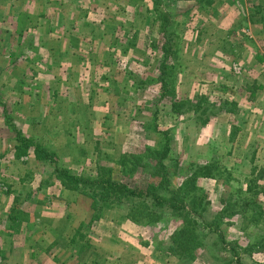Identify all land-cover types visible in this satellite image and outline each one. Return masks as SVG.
<instances>
[{
    "label": "rangeland",
    "instance_id": "1",
    "mask_svg": "<svg viewBox=\"0 0 264 264\" xmlns=\"http://www.w3.org/2000/svg\"><path fill=\"white\" fill-rule=\"evenodd\" d=\"M262 123L264 0H0V264H264Z\"/></svg>",
    "mask_w": 264,
    "mask_h": 264
},
{
    "label": "trees",
    "instance_id": "2",
    "mask_svg": "<svg viewBox=\"0 0 264 264\" xmlns=\"http://www.w3.org/2000/svg\"><path fill=\"white\" fill-rule=\"evenodd\" d=\"M200 3H202V6L203 4H206V3H210L211 0H199ZM166 92L169 93L171 92L169 90V88L166 87ZM25 154V153H24ZM37 158H40L41 159V152L38 151L37 153ZM63 173V178L66 179V181L70 182V185H74L73 188L75 187L77 190H79V187H82L84 186L83 188V191L84 189H88V182L86 180H81V179H78L74 176H70L68 175V172L66 171H62ZM61 177V176H60ZM190 180H193V178L191 179L190 177ZM66 183V182H65ZM65 186H67V184H65ZM134 196V197H141L142 193L141 192H135L134 190L132 189H129L128 188V185L126 184H123V185H118V184H115V183H112L110 180H102L99 182L98 184V187H96L95 189H91V195L89 196L90 198H92V200H95V215L98 213H100V211L103 210V208L107 205V202H109L110 199H114V200H123V199H127L126 198V195L128 196ZM150 195H152V199L154 201H156L157 199H160L159 196H158V193H156V191H153ZM157 203H161V204H166V200L164 202V200H161L160 199V202L157 201ZM258 207L256 206L255 209H257ZM260 209V207H259ZM93 216V219L92 221H96V220H99L100 219V215L98 214L97 216ZM258 221V220H257ZM256 221V222H257Z\"/></svg>",
    "mask_w": 264,
    "mask_h": 264
},
{
    "label": "crops",
    "instance_id": "3",
    "mask_svg": "<svg viewBox=\"0 0 264 264\" xmlns=\"http://www.w3.org/2000/svg\"><path fill=\"white\" fill-rule=\"evenodd\" d=\"M12 1L13 0H9V2H12ZM17 5L18 3H14V2L11 4L13 9H18ZM260 125H263V129L262 127H259L258 128L259 130L257 133L254 134L252 130L249 132V136L253 138L252 143L254 142V140L256 139L258 140L259 137L262 140H264V123ZM8 244L12 247V243H8ZM8 244L6 246H8ZM54 246L52 245L49 249L43 250L44 252H41L35 249H31L29 251L30 249L29 245L24 244L20 252L22 257L20 256L19 253H17V255L21 259L25 258L26 260L30 262V263H27V262L25 263V261L23 260V264H79L80 257L76 251L77 247L75 248L74 246L68 245L67 249H63V247H54ZM43 247H46V246H43ZM36 252H38L39 256H36ZM15 262L19 263V261L17 260Z\"/></svg>",
    "mask_w": 264,
    "mask_h": 264
}]
</instances>
